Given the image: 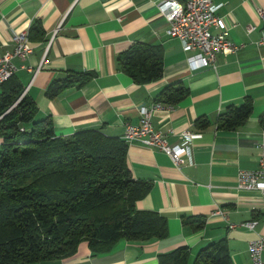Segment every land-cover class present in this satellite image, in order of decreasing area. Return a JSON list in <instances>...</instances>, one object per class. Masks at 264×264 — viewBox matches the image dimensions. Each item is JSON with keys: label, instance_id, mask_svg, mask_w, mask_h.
<instances>
[{"label": "crops", "instance_id": "0c3cea01", "mask_svg": "<svg viewBox=\"0 0 264 264\" xmlns=\"http://www.w3.org/2000/svg\"><path fill=\"white\" fill-rule=\"evenodd\" d=\"M157 1L0 0V55L12 49V32L27 35L34 21L40 23L42 35H27L31 52L11 58L13 76L35 101L37 115H49L56 134L90 128L122 137L127 124L138 123V108L159 101L157 95L168 85L186 87L187 95L175 104L159 101L163 108L152 111V128L169 145L180 141L183 130L199 133L184 155L190 156V164L174 165L155 146L127 142L131 176L150 184L134 206L163 216L165 237L119 240L99 253L81 242L71 256L30 264H157L159 253L178 245L188 247L190 262L198 248L219 238L225 239L233 264H251L246 244L264 236V200L255 190L237 189L235 176L238 169L261 167L258 159L264 153V129L257 120L264 110V43L256 44L264 27L257 9L264 10V0H212L218 5L216 14L232 23L228 36L236 45L234 51L216 55L214 68L189 66V53L165 33L167 22L157 12ZM248 24L254 30L247 32ZM135 41L162 48L158 80L136 84L118 68L116 55ZM66 70L94 75L81 87L45 97L46 84ZM245 95L252 101L249 117L234 129L216 128L222 107L240 103ZM198 117L208 124L195 127ZM185 215L203 216V226L182 224ZM251 219L256 221L252 228L239 225ZM261 260L264 264V250Z\"/></svg>", "mask_w": 264, "mask_h": 264}, {"label": "trees", "instance_id": "16d2710c", "mask_svg": "<svg viewBox=\"0 0 264 264\" xmlns=\"http://www.w3.org/2000/svg\"><path fill=\"white\" fill-rule=\"evenodd\" d=\"M42 32L38 21L27 29L28 36ZM115 61L136 84L162 75L160 45L135 41ZM93 75L66 70L46 84L43 94L53 98L68 87H81ZM0 85V264L58 260L74 254L81 242L99 253L119 240L167 235L163 216L134 206L150 184L131 176L122 137L90 128L58 135L49 115H37L35 101L13 75ZM186 95V87L168 85L157 99L175 104ZM251 110L247 95L238 104H226L216 115V128L234 129ZM257 120L264 129V110ZM207 124L204 117L193 122L197 128ZM180 220L194 229L204 224L201 215ZM157 264L233 263L225 239L219 238L198 248L190 262L188 247L178 245L159 253Z\"/></svg>", "mask_w": 264, "mask_h": 264}, {"label": "built area", "instance_id": "2783aa9c", "mask_svg": "<svg viewBox=\"0 0 264 264\" xmlns=\"http://www.w3.org/2000/svg\"><path fill=\"white\" fill-rule=\"evenodd\" d=\"M216 4L212 0H158L156 9L160 16L167 22L165 33L175 38L184 52L189 53L186 61L190 67L214 68L216 55L228 53L236 49V45L229 39L228 32L232 23H225L222 17L216 14ZM259 18L264 22V10L257 9ZM211 28L216 29L212 31ZM254 24H248L246 31L254 30ZM11 42L13 47L10 51H4L0 55V84L14 74L16 67L12 63L13 56L23 58L31 52L27 44L26 31L12 32ZM264 43V27L260 30L256 44ZM169 107V105L167 106ZM163 108L159 101L153 102L149 107L138 108V123L127 124L122 138L126 142L139 141L146 145L155 146L163 151L171 159L174 165L182 163L190 164L188 154L190 141L199 136V133L182 131V138L178 143L167 144L162 134L152 128L150 123L151 113ZM182 156L185 157L182 158ZM264 153H261L258 162L261 165L255 169H238L235 176L237 189L255 190L260 193L264 200V169L262 168ZM255 220H246L239 223L240 226L252 228ZM234 227V224H229ZM251 264H262L261 253L264 250V236L257 235L250 238L246 244Z\"/></svg>", "mask_w": 264, "mask_h": 264}]
</instances>
